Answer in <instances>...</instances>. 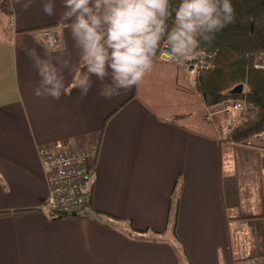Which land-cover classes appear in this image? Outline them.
<instances>
[{"label":"crops","instance_id":"1","mask_svg":"<svg viewBox=\"0 0 264 264\" xmlns=\"http://www.w3.org/2000/svg\"><path fill=\"white\" fill-rule=\"evenodd\" d=\"M44 2L33 0L21 11L8 0V14L0 13V264H264V257L251 258L264 254L262 176L250 184L256 183L260 199L242 207L241 190L249 184L241 187L231 159L256 153L229 156L230 145L218 133L232 116L207 122L208 110L185 64L161 53L151 74L131 91L103 99L93 77L94 86L81 101L71 84L83 63L69 23L61 18L63 0H54L52 17L42 11ZM41 27L47 28L36 30ZM41 33L57 37L59 49H50ZM31 49L41 57L70 60L71 71H64L70 94L59 101L34 94L39 76L26 55ZM162 85L168 89L161 95H198L208 132L181 123L189 120L190 105L154 100L151 88ZM57 142H69L74 150L97 149L85 191L92 188L93 208L120 227L57 216L48 207V171L39 149ZM128 225L158 236L137 241L124 229Z\"/></svg>","mask_w":264,"mask_h":264},{"label":"clouds","instance_id":"2","mask_svg":"<svg viewBox=\"0 0 264 264\" xmlns=\"http://www.w3.org/2000/svg\"><path fill=\"white\" fill-rule=\"evenodd\" d=\"M27 11L33 0H15ZM61 18L69 23L73 46L85 71L75 74L72 89L81 101L99 82L98 95L113 99L139 86L151 74L162 42L177 63L192 59L216 34L234 22L231 0H180L173 12L172 0H63ZM45 15L55 13L54 0L42 5ZM174 15V26L169 20ZM26 55L32 61L39 86L37 97L59 101L66 93L64 71L70 60L60 56L41 57L35 49Z\"/></svg>","mask_w":264,"mask_h":264},{"label":"trees","instance_id":"3","mask_svg":"<svg viewBox=\"0 0 264 264\" xmlns=\"http://www.w3.org/2000/svg\"><path fill=\"white\" fill-rule=\"evenodd\" d=\"M231 2L235 9L234 22L216 34L211 46L204 45L203 51H197L195 54L213 52L215 57L211 61V67L199 74L193 90L199 95L203 105L208 110L206 117L209 116L211 122L212 117L225 116L220 111L226 102H244V120L228 135L223 136L222 142L229 145L230 142L234 145H245L256 134L264 130V70L255 69L257 57L264 54V0H231ZM5 3L6 0H1L0 13L3 15L8 14ZM179 3L180 0H172L173 12ZM169 26L170 28L174 26V15L169 20ZM46 28L41 27L36 30L45 31ZM162 43L156 58L161 53ZM181 64L187 66L186 61ZM85 70L86 66L82 64L79 72ZM238 87L241 89L236 92ZM229 149H231V154L236 155L241 151H252L248 148H239L232 145L229 146ZM224 152L221 153L220 151V154L223 156ZM253 152L258 157L259 167L264 168V154ZM262 180L264 184V176H262ZM91 189H88L86 193L88 197L86 206L82 211L76 212L74 217L92 219L109 229L120 227L121 225L117 223V219L93 208ZM261 195L264 198V185L261 187ZM232 196L235 203L238 197L236 190H234ZM225 197L224 201L226 200L227 203L228 197ZM176 210L177 203L172 205L171 210L174 219L177 214ZM64 217L71 218L73 216L67 214ZM255 218L257 217H243L240 219L255 220ZM124 229L130 238L137 241L155 240L158 236L152 231H138L131 225ZM251 256L252 259H257L264 257V254H251Z\"/></svg>","mask_w":264,"mask_h":264},{"label":"built area","instance_id":"4","mask_svg":"<svg viewBox=\"0 0 264 264\" xmlns=\"http://www.w3.org/2000/svg\"><path fill=\"white\" fill-rule=\"evenodd\" d=\"M8 22L9 25L12 23L11 16L8 17ZM40 36L46 37V44L50 49H59L60 44L57 37L53 38L47 33H41ZM161 54L168 59H173L168 51L167 42L162 43ZM214 57L215 54L212 52L201 53L186 61L187 66L185 67H187V74L193 86H195L199 74L211 67V61ZM255 69L259 71L264 70V54H260L257 57ZM244 110L245 105L243 101H230L223 105L221 112L224 113L226 119L230 116L232 117L230 126L222 124L218 126L220 136L228 135L242 123L245 117ZM206 120L207 122L210 120L209 116L206 117ZM252 140H256L261 145L252 144ZM252 140L248 141L245 145H234L232 142H230V145L248 148L264 154V130L256 134ZM68 143L45 144L39 149L40 158L48 171V197L46 204L57 216L71 213L76 214V212L81 211L86 206L88 197L85 190H87L90 183L91 166L95 164V159L97 158V149L83 147L79 150H74Z\"/></svg>","mask_w":264,"mask_h":264},{"label":"rangeland","instance_id":"5","mask_svg":"<svg viewBox=\"0 0 264 264\" xmlns=\"http://www.w3.org/2000/svg\"><path fill=\"white\" fill-rule=\"evenodd\" d=\"M52 37V36H51ZM56 38V37H53ZM213 53V52H212ZM172 60V59H170ZM187 71V67H186ZM158 82V81H157ZM159 84V82H158ZM168 89V85H162V86H153L151 88V93L153 95L154 100L159 101L161 104H171V103H185L186 105H190L187 107V113H190V118L188 121H182L181 123L184 125V127L187 128H193L198 132H208L207 130L210 128L208 124L205 123L204 121V109L202 105L199 106V111L198 107L196 105L198 99V95H185V96H170V95H161L162 93H166ZM189 91L192 90V88H188ZM187 89V90H188ZM155 92H157L160 95H155ZM194 93V92H193ZM173 97V98H172ZM260 144L256 142L255 140H252V144ZM254 144V145H255ZM261 145V144H260ZM73 149V148H72ZM229 156L231 153L228 154ZM248 157H238V156H231V159L233 161L232 163V168H234V171L238 174L239 178V184L242 185L247 182L249 184L248 187H242L241 193H242V207L249 208L251 207V202L254 201V197H256V202L258 201V198L260 199V196L257 195L256 193V183L255 187H251L250 184H253V182L256 181L258 178V175L264 176V168H259V160L256 155L252 154H247ZM96 162V159H95ZM246 197V200L244 199ZM236 214H237V209H236ZM243 218V217H241ZM241 220V219H240ZM238 232V229H237ZM239 233V232H238ZM239 236V235H238ZM173 243V240H172ZM239 244V243H238ZM240 246V244H239ZM240 264H243L240 262Z\"/></svg>","mask_w":264,"mask_h":264},{"label":"water","instance_id":"6","mask_svg":"<svg viewBox=\"0 0 264 264\" xmlns=\"http://www.w3.org/2000/svg\"><path fill=\"white\" fill-rule=\"evenodd\" d=\"M240 89L241 88L238 87L236 92L240 91ZM70 216H75V213H71Z\"/></svg>","mask_w":264,"mask_h":264}]
</instances>
